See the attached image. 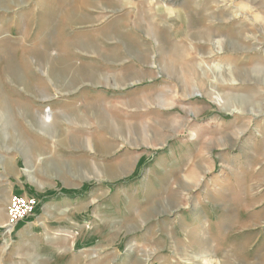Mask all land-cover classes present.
<instances>
[{
	"label": "rangeland",
	"instance_id": "374dc122",
	"mask_svg": "<svg viewBox=\"0 0 264 264\" xmlns=\"http://www.w3.org/2000/svg\"><path fill=\"white\" fill-rule=\"evenodd\" d=\"M0 264H264V0H0Z\"/></svg>",
	"mask_w": 264,
	"mask_h": 264
},
{
	"label": "built area",
	"instance_id": "2783aa9c",
	"mask_svg": "<svg viewBox=\"0 0 264 264\" xmlns=\"http://www.w3.org/2000/svg\"><path fill=\"white\" fill-rule=\"evenodd\" d=\"M38 200L33 195H15L9 205V217L13 224L28 218L34 211Z\"/></svg>",
	"mask_w": 264,
	"mask_h": 264
},
{
	"label": "bare ground",
	"instance_id": "6f19581e",
	"mask_svg": "<svg viewBox=\"0 0 264 264\" xmlns=\"http://www.w3.org/2000/svg\"><path fill=\"white\" fill-rule=\"evenodd\" d=\"M53 118V115L51 114V113H48L47 115H46V120H45V122L46 123H50V122H52V119Z\"/></svg>",
	"mask_w": 264,
	"mask_h": 264
}]
</instances>
